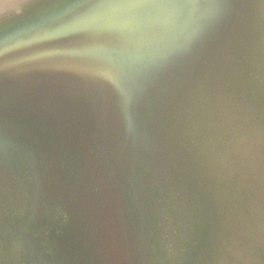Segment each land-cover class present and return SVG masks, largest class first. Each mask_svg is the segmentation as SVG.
I'll list each match as a JSON object with an SVG mask.
<instances>
[{
    "label": "water",
    "instance_id": "obj_1",
    "mask_svg": "<svg viewBox=\"0 0 264 264\" xmlns=\"http://www.w3.org/2000/svg\"><path fill=\"white\" fill-rule=\"evenodd\" d=\"M0 264H264V0H0Z\"/></svg>",
    "mask_w": 264,
    "mask_h": 264
}]
</instances>
